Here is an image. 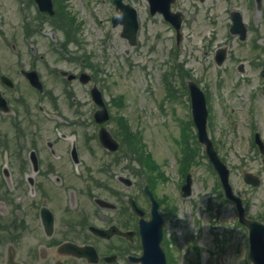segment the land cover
<instances>
[{
    "label": "rangeland",
    "instance_id": "obj_1",
    "mask_svg": "<svg viewBox=\"0 0 264 264\" xmlns=\"http://www.w3.org/2000/svg\"><path fill=\"white\" fill-rule=\"evenodd\" d=\"M24 1L27 5L28 2ZM124 1L132 4L138 12L139 30L134 46L120 35L121 26L113 27L110 23L115 13L111 0H64L63 9L68 17H58L59 25L56 20H43L44 16L32 8V4L27 6L31 14L39 15L44 31L54 30L56 35L52 39L55 44L66 45L70 55L76 59L68 67L72 72L77 69L79 57L88 56L89 64L94 67L96 82L111 93L109 102L114 104L112 98L123 95L124 104L120 108L115 107L114 116L122 115L130 125L131 133L135 132V139L139 140L135 153L140 149L141 157H154L153 167H158L165 176L166 180L158 189V197L172 198L177 207L174 217L178 223L170 227L172 230L168 235L170 239L175 238L170 246L174 253L171 263L252 264L248 258L247 231L237 221L234 204L224 196L204 146L197 143L195 126L188 125L197 162L189 169L192 187L191 194L186 197L178 188L184 182L180 172L184 150L175 140L180 135L179 122L185 124L191 118L190 98L185 85L191 79L204 92L208 134L230 170L233 191L246 204L247 216L264 222V163L253 142L254 132H258L264 143V62L262 66L258 64V57L264 59V0L261 11L257 12L253 5L250 14L246 13L244 2L247 0H175L173 8L184 15L181 26L183 36L178 45L170 24L158 15L151 16L145 0ZM15 2L0 0V13L7 15L5 22L9 30H12L11 23L17 19ZM235 8L240 10L250 27H255L248 30L245 41L228 35V12ZM50 24L54 26L50 27ZM230 37L232 41L228 45L226 42ZM53 40L39 31L34 41L46 46ZM224 45L230 47L223 66L218 67L213 53ZM15 47L18 48L15 55L9 49L5 50L4 64H15L17 59L24 61L29 57L24 43H17ZM172 54L179 62L177 68ZM240 64L243 65V77L236 68ZM166 81H171V86L173 83L183 96L179 98L169 92L170 98L163 101L165 112L161 113L157 110L159 106L155 98L161 99L162 96L156 94V90ZM79 89L86 92L83 85ZM80 98L84 99L83 96ZM79 103L83 109L82 116L72 123L78 129L76 134H79L78 143L81 157L85 160V170L113 163L117 154L108 153L97 144L93 155L87 150L85 132L92 133L94 130L88 115L91 105L87 100ZM84 125L88 130L79 128ZM68 146V142L63 143L64 150ZM118 155L121 166L113 165L112 168L123 171L125 157L129 154L121 148ZM131 166L134 169L136 166L141 174L137 175V181L143 180L144 183L146 171L143 164L136 161ZM11 167L16 173L17 165L13 163ZM244 172L257 174L261 183L255 187L245 183ZM135 176L132 174L133 178ZM4 218L0 220V231Z\"/></svg>",
    "mask_w": 264,
    "mask_h": 264
},
{
    "label": "flooded vegetation",
    "instance_id": "obj_2",
    "mask_svg": "<svg viewBox=\"0 0 264 264\" xmlns=\"http://www.w3.org/2000/svg\"><path fill=\"white\" fill-rule=\"evenodd\" d=\"M26 1L44 16L43 20L65 19L61 0L52 1L53 12L46 0ZM244 3L247 14L253 5L261 11L262 0L259 7L257 0ZM15 5L17 19L11 23L12 30L7 28V15L0 13V220L7 217L0 231V264H141V256L157 255L152 251L144 255L143 235L153 245L158 228L165 256H174L170 246L175 238L168 235L170 227L178 223L174 217L177 207L172 198L158 197L165 176L158 167L151 166L152 157H141L140 149L135 153V132L131 133L128 123H122L119 114L114 116L115 107L120 108L119 95L112 98L114 104L109 102L111 93L96 82L88 56H80L72 72L68 67L76 59L66 45L55 44L54 30L44 31L39 15L31 14L24 0H16ZM228 20V35L239 41L244 30L242 41L248 30L255 28L244 21L237 8L228 12ZM39 31L53 42L45 46L34 41ZM231 37L226 44L231 43ZM20 42L26 45L29 57L4 64L5 50L15 55V45ZM228 45L224 46L228 49ZM221 47L213 53L218 67L226 59L218 51ZM172 56L177 68L179 62ZM258 59L262 66L264 59ZM236 68L243 69V65ZM81 85L86 92L79 91ZM168 88V82H163L156 94L167 96ZM170 89L174 96L182 95L173 83ZM86 100L91 105L88 115L94 128L92 133L85 132L87 150L93 155L97 144L117 154L114 164L108 162L90 171L85 170L78 129L72 123L82 116L79 101ZM79 128L88 130L86 125ZM66 142L69 146L64 150ZM121 148L129 155L123 171H118L112 167L121 166ZM136 161L146 171L144 183L137 181L141 174L131 166ZM13 163L17 165L16 173Z\"/></svg>",
    "mask_w": 264,
    "mask_h": 264
},
{
    "label": "water",
    "instance_id": "obj_3",
    "mask_svg": "<svg viewBox=\"0 0 264 264\" xmlns=\"http://www.w3.org/2000/svg\"><path fill=\"white\" fill-rule=\"evenodd\" d=\"M150 3L151 11H159L163 13L164 17L169 20L175 27L178 29L181 18L179 13H172L169 10L170 3L173 0H148ZM113 2L118 5L120 0H113ZM125 8H128V12H120L123 19L128 22L129 26L125 24L124 31L122 35H125L130 38L131 42H135L134 36L137 29L136 21V12L129 5H125ZM129 28V29H128ZM130 32V34H128ZM191 96H192V109L195 122L199 129V140L206 143V151L209 157L212 159L214 165L220 173V178L223 183V187L226 195L236 202L238 212H239V221L246 225L249 228V240H250V258L256 264H264V225L255 220H249L244 217V211L241 206V200L235 197L231 192V187L228 184L227 176L228 171L225 166L219 162L217 157L214 155L212 147L210 146L209 141L206 139L205 135V118H206V109L203 94L192 84L191 85ZM261 146V144H260ZM263 151V147L261 146ZM245 180L253 185L258 184V180L253 178L250 174H245ZM145 251L150 250L149 239H144ZM158 251V250H157ZM158 254V253H157ZM162 259V260H161ZM145 264H164L163 256H146Z\"/></svg>",
    "mask_w": 264,
    "mask_h": 264
}]
</instances>
